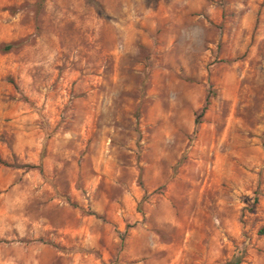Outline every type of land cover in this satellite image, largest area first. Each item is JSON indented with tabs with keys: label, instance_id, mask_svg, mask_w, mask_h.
<instances>
[{
	"label": "rangeland",
	"instance_id": "1",
	"mask_svg": "<svg viewBox=\"0 0 264 264\" xmlns=\"http://www.w3.org/2000/svg\"><path fill=\"white\" fill-rule=\"evenodd\" d=\"M8 43L0 264H264V0H0Z\"/></svg>",
	"mask_w": 264,
	"mask_h": 264
},
{
	"label": "trees",
	"instance_id": "2",
	"mask_svg": "<svg viewBox=\"0 0 264 264\" xmlns=\"http://www.w3.org/2000/svg\"><path fill=\"white\" fill-rule=\"evenodd\" d=\"M13 47V44L12 43H8V44H5V45H3L1 48H0V51H9V50H11V48ZM198 125V122H196V126ZM44 150H45V146H43V153H44ZM0 163H3L4 164V162L0 159ZM239 263V261H230V262H228V263H226V264H238Z\"/></svg>",
	"mask_w": 264,
	"mask_h": 264
}]
</instances>
